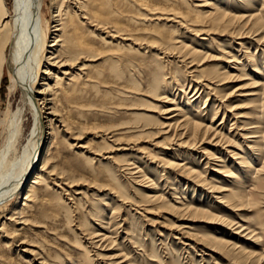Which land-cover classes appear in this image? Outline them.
<instances>
[{
    "label": "bare ground",
    "instance_id": "obj_1",
    "mask_svg": "<svg viewBox=\"0 0 264 264\" xmlns=\"http://www.w3.org/2000/svg\"><path fill=\"white\" fill-rule=\"evenodd\" d=\"M195 1L14 0L10 9L6 0H0V88L8 70L11 76L9 93L12 95L17 90L22 93V102L17 109H13L9 103L0 118V206L4 203L7 207L11 198H20L21 192L26 191L20 205L14 207L10 216L1 224L0 264H12L17 258H25L29 264H62L60 259L68 264H130L129 256L118 247L119 232H115V237L109 233L112 231V216L109 221L98 216V221H95L98 227L94 225L93 229V225L89 227L87 219L81 216L82 209L75 205L77 202L71 204L74 197H67L71 200L65 203V199L60 196L63 193L70 196L83 195L79 189L72 188L79 184L77 182L83 181L88 172L97 177V168L93 167L96 162H100V165L103 163V168L114 166L110 171V178H114L113 172H119L122 177L128 176L131 182L133 180L139 184L145 181L143 168L139 164H142V159L160 162L166 169L180 170L186 179L202 190L213 193L212 196L224 208L237 213L253 204L251 194L247 193L248 187L251 186L252 193L258 197H264V65H255L252 70L258 76V80L251 84L253 91L246 94L253 97L252 113L233 114L234 120L229 131L235 133L226 135V114L215 125L220 105L211 116H207L205 111L202 113L201 117L207 116L208 123L196 121L184 113L185 106L195 101L199 105L200 95L193 102H190L191 98L186 102L182 99L187 96L192 81L197 83L192 98L200 91L198 85L207 88L201 82V77L197 76L201 71H206L207 67H202V64L194 66L195 59L184 52L187 45H183L179 36L181 30L199 38L204 33L231 28V33L236 34L237 39L244 35H257L263 41L264 16L245 9L251 5L255 7L260 1V11L264 9V0H237L235 11L231 7L216 8L212 3L199 4ZM206 5L211 7L209 11L198 9ZM49 37L53 38L51 44ZM239 46L242 48L243 44ZM198 52L196 49L192 51ZM246 54L247 52H242L239 55L245 57ZM184 58L192 59L183 63L187 67L185 71L190 81L179 84L173 74L172 63L185 62ZM227 64L221 72V76L223 73L226 75L225 79L234 76L227 72V68L234 69V72H241L244 68L243 63L238 62L235 56H231ZM134 71L145 73V77L138 79ZM139 82L143 86H136ZM169 83L173 84L171 90L174 91L171 99L165 97ZM187 83L189 88L185 92ZM210 91L214 92L215 89ZM89 98L94 101H88ZM144 98H159L169 103L159 110L160 120H153L142 113L150 107ZM177 100L179 101L176 102ZM84 107L87 111L82 112V116L93 114L97 118L101 117L100 114H120L128 115L132 120L140 118L147 122L144 125L132 121L116 124L118 120L113 117L116 125L91 127V132L100 129L96 131L100 135L97 149L90 150L93 145L88 147L87 142H81L88 128L85 126L79 131L74 117L75 110ZM204 107L198 109L203 110ZM27 110L33 116V128L24 146L22 139L26 123L23 114ZM108 116L106 117L109 118ZM156 127L158 130L152 133L150 130ZM161 133L168 135L166 137L169 141L179 137L180 144L191 148L206 140L233 147L232 139L240 137L236 140L240 145L235 148L238 151L233 153L234 151L227 149L226 152L231 155L234 169L225 165L221 157L212 154L209 158L210 152H202L209 158L205 168L209 167L210 172L218 173L227 184L224 186L219 181L221 179L206 177L207 172L204 175L184 164L166 161V157H159L154 153L151 144L138 146L131 153L123 154L124 156L118 154L123 153L119 151H123L124 147L121 146L126 142L140 143L144 138H152ZM105 154H109V157H104ZM211 160L222 163L210 165ZM257 162L261 164L258 168L255 167ZM243 177L251 184H247ZM96 180L94 182H101ZM147 182V190L138 195L137 200L127 197L112 181L106 186L113 190L110 193L127 211L139 213L142 210L151 214L156 209L178 213V220L181 222L178 230L182 235L187 234L184 229L190 227L189 221L201 217L228 229L237 226L238 231L246 232L245 237L254 239L252 243L259 241L260 232L248 226L247 222L239 224L234 220L224 219L210 211L191 206L187 200L174 199L176 201L171 203L165 197V193L169 191H153L151 189L154 182ZM65 185L68 186L66 190L62 188ZM171 196L179 199L177 195ZM72 207L75 208L73 212L80 215L75 220H67L68 225L75 226L74 243L67 241L64 235L55 238L67 242L65 246L78 249V257L72 254L64 257L53 251L52 244L29 236L51 227L61 218V211L68 213ZM128 220L124 218L122 221H132ZM116 226L120 230L123 223L118 222ZM205 242L219 250L218 253L223 252L229 256L231 264H264L263 254L232 244L223 238L208 236ZM107 247L109 252L98 253V250L103 251ZM15 252L17 258L13 257Z\"/></svg>",
    "mask_w": 264,
    "mask_h": 264
},
{
    "label": "rangeland",
    "instance_id": "obj_2",
    "mask_svg": "<svg viewBox=\"0 0 264 264\" xmlns=\"http://www.w3.org/2000/svg\"><path fill=\"white\" fill-rule=\"evenodd\" d=\"M6 1L8 7L12 9L14 5V0H6ZM189 1H195V0H188V2ZM206 2L212 3V6L216 8L231 7L232 10L234 11L237 10V8L234 7L236 6L237 0L195 1V3H199V4H204ZM261 3L262 2L259 1L254 5L255 7L251 5L249 8L245 10L252 12H259L261 16H264V9L259 11L261 7L260 6ZM198 9H201L203 11H209L211 7L206 5V6L198 7ZM51 14H53L52 11ZM190 34L191 33L184 32L183 30H181L179 33L180 40L182 41L183 45H187V48L184 49V52L189 53L190 57L192 59H195L193 61V63L195 62L194 66L196 67L197 65L202 64V67H207L206 71H201L200 73L197 74V76L201 77L200 79L201 82L204 85H206L208 89L201 88V86L198 85L200 91L195 97L192 98L191 96L194 93L197 83L195 81H192L191 88H189V83H187L186 88L184 90L185 92L188 90V88L189 90L187 91V96H183L182 101L184 100L186 102L188 99L191 98L190 102H193V100L199 95L201 96L200 98L201 101L199 105H197L196 103L197 101H195L193 104L191 103L189 106L188 105L185 106L184 113L196 121L208 123L206 117L211 116L214 112H216L218 105H220L221 109L219 111L217 120L215 121L216 122L215 125H218L222 120L224 114H226V119H225L226 127L224 129V134L229 136L230 134L233 135L235 132L232 133L229 131V128L231 127L230 124L234 120L232 115L233 114L238 115V113L248 114V113H252L253 111V104L251 103L253 97H248L246 94L250 91H253L251 84L258 80V76H256L252 72L254 66L258 65L259 67H262L264 65V40L260 41L258 39L260 36L257 35H251V36L244 35L242 36L243 38L241 37V39H237V35L231 33V28L228 30L226 29L225 31L219 29L212 31L211 33H206V34L204 33L200 35L199 38H194ZM52 39H53L52 37L51 38L49 37V44L52 43ZM239 44H243L242 47L243 50H241L242 48H240ZM193 49H196L199 52L192 53ZM242 52H247L245 57H243L244 54L243 56L239 55ZM231 56H235L238 62L243 63L244 68L242 69L241 72H234V69L227 68L226 69L227 72H230V74L234 76L231 79H225L226 75L223 73V75L221 76V72L224 71L223 67L228 66L227 63L230 62ZM191 58L189 59L184 58L185 62L175 61L174 63H172V69L174 72L173 74L178 79L177 82L179 84H183L184 81L189 80V76L185 71L187 70V67H185L183 63L190 62L192 60ZM155 62L157 63V61ZM232 67L234 68V66ZM127 73L130 72L127 71ZM134 73L137 75L138 79L139 77L140 78L145 77V73H142L140 71L139 72L134 71ZM219 74L220 76L218 77ZM208 81H212V82L215 81V83L212 84ZM10 82H11L10 73L8 70H6L0 88V118L3 117L4 112L5 110H7L9 103L12 105L13 109H17L18 105H20L22 102V93L20 90H17V93H14L12 95L9 93ZM136 86H143V85L139 82L137 83ZM172 86L173 84L170 83L167 86L165 97H168V99H171L172 93H174V91L171 90ZM213 88L215 89V91L214 92L210 91ZM209 91H210V96L209 99L207 100ZM144 99L148 101L150 107H148L147 110H143L142 113L148 115V117L150 116V118L153 120H160L158 118L159 110L164 108L166 105H169V103L168 102L165 103L163 99H159V98H153V99L144 98ZM92 100L90 99L88 101L91 102ZM178 101L179 100H177L176 102ZM198 107L200 108L204 107L205 109L200 110L198 109ZM86 111L87 109L85 107L78 108L74 112V117L75 120H77L76 125L79 131L82 127L86 126V128H88V130L86 129L87 131H85L84 134L85 136L83 135L84 138L83 137L81 138V142L82 143L87 142L86 144L88 145V147L90 145H93L90 147V150L97 149L99 142L98 137L100 135L99 132H96L99 131L100 129L96 131L93 130L91 132V127H95L99 125L111 126V124L116 125V124H120L121 122H129V121L144 125L147 122L145 119H140V118L136 120H132V118L129 117L128 115L120 116V114L114 116H108L105 114L109 118H107L103 114H100L101 117L98 116L97 118L96 115L93 114L82 116L81 113L82 112L86 113ZM204 111L207 112V116H205V118H202L203 117L202 113ZM23 115L25 117V118L23 117V119L26 125L24 127V136L22 139L23 140L22 143H24L25 146L27 142L26 140L30 136L31 130L33 128V116L29 110L24 112ZM198 116L200 117L202 116V117L200 118ZM113 117L114 120L116 121L118 120L117 123L113 120ZM262 120L264 121V119ZM89 130L91 133L89 132ZM157 130L158 129L156 127V129L150 131L152 133H155ZM0 134H1L0 135V141H1V136H2L1 128H0ZM136 134L137 133H134V135ZM163 134L164 133L154 135L152 136V138H144L145 142L144 140L140 141V143H132V144H130L131 142H126L121 146L122 148L124 147L122 149L123 151H119L123 153H118V154L124 156L123 154L131 153V151L136 150L138 146H143V145L150 146L151 144V148L153 149L154 153L158 154L159 157H166L165 158L166 161L184 164L188 167H192L198 170L200 173L204 175L208 173L206 177L213 178L216 180L221 179L219 181L222 185L225 186L227 184L226 180L224 179L222 180L221 176L218 173L210 172L209 167L205 168L207 165L206 163L208 162L209 158L212 157V154H215L217 157H221L220 159L225 162V165L230 166L231 168L234 169V164L231 160V155H228L226 152H228L227 149L229 151H234L233 153L238 151L235 148L240 147V145H238L236 140L240 137H234L235 139H232L233 147L227 146V144L217 145L216 141H213L212 143V141L209 142V140H206L204 141L205 143L202 144L198 143V145L195 148H191V146L189 145L183 146L182 144H180L181 139L179 137L175 138V140L173 141H169L168 138L166 137L168 135L166 134L163 135ZM125 146L127 147V149H125ZM203 150H205V152L206 151L210 152L209 158L202 153ZM104 157H109V154H105ZM97 158L99 159L100 157L98 156ZM104 161L106 162V160ZM141 162L142 164L141 163L139 164L141 165V168H143L142 173L145 175L144 183L139 184L133 180L131 182L127 178L128 176L122 177L121 175H119V172H113L114 178L111 177L112 180H108L111 179L109 175H110V171L112 170V168H114V166L108 165L107 167L103 168L102 167L103 163L100 165V162L99 163L96 162L97 164L93 163V167L97 168L96 170V172H98L97 177H94V175L91 172H90L91 174L88 172V174H85V179L83 181L77 182L79 184L75 186L76 188L75 187L72 188V189H79L78 191H82L83 195H79V194H76L75 196L65 195L66 193H63L65 191L62 192L63 194H60V196H62V198L65 199L66 201L65 203H69L72 197H74V200L71 201V204H73L72 202L74 201L77 202V204L75 205H78L82 209L81 216L87 219L89 227H92L93 225L92 227L93 229H95L94 225L98 227L97 225L98 223L96 224L95 222L98 221L97 220L99 219L97 218L98 216H100L102 219H105V221H109L110 217L112 216L113 223L115 224L112 223V226L110 227V230L112 231L111 232L109 231V233L112 237H115L116 236L115 232H119L117 237V243L119 245L118 244L117 245L119 249H123V251L129 256L130 259H128V261L130 264H231L229 261L231 260V258L229 256L225 255L223 252L218 253L219 250L217 251V249H215L214 247H211L208 244H206L205 240L207 239L208 236L223 238L232 244L246 247L249 250H253L256 251L257 253L264 255V197L261 196L262 197L261 198L258 197L257 194L252 193L251 186L247 188V193L251 194L250 199L253 204H250V206H248L247 209L239 211L237 213L227 209L226 207L224 208V206L219 202H217V200L212 196L213 193H209L210 191L208 190L205 191L202 190V188L198 187L195 183L186 179V177L181 173L180 170L166 169L160 162L154 163L145 158L142 159ZM221 163L222 162H216L211 160L210 165H215V164L220 165ZM256 165L255 167L258 168L260 167L261 164L260 162H257ZM262 175L264 176V173ZM96 178L97 179L99 178V180H96ZM95 180L101 182L96 183L94 182ZM110 181H112L113 184L119 187V189H121L127 197H130L133 200L134 199L137 200L139 197L138 195H141L142 193H144L145 190H147V183H148L147 181H151L150 182L151 184L154 182L156 185L153 183L152 185L153 189L151 190L156 191L157 189V192L159 193H165L169 191V193L167 194L165 193V197L171 203L176 201L174 199H177L179 201L187 200L189 201L188 203L191 206H194L201 210L210 211V213L216 216L223 217L224 219H231L234 220L235 222H239V224H243L247 222L248 226H251L252 228H256L255 230H257V232H260L259 241L256 243H252L254 239H250V237H245L246 232H241L240 230L238 231L237 226H235L232 229H228L227 227H223L220 224H216L213 221H209L208 219H203L201 217L195 219V221H189L190 227L184 229V231L187 232V234L182 235L180 233V230H178V225H180L181 223L178 220L179 217L178 213H173L170 211L167 212L156 211V209L151 214L145 213L142 210L139 213H136L135 211L132 212L127 211L124 209V206L123 207L120 206L121 202L117 201L116 197H114V195L110 193L113 190H111V188L108 189V186H106L110 184ZM246 181L248 182L247 184L249 185L251 184V182L248 179H245V182ZM67 187L68 186L65 185L62 188L66 190L68 189ZM59 191L61 190L59 189ZM24 192L26 191L24 190L21 192L20 198H18L17 196L11 198L12 199L10 202L11 205L9 204L7 207H5L6 205L3 203L0 206V228L3 221H5L6 218L10 216V213L12 212L13 208L16 207L17 205H20V203L22 202V198L24 196ZM171 195L174 196L177 195L179 199L172 198ZM67 197H71V199L68 200ZM73 210L75 211V208L72 207L69 209L68 213L61 211L60 214L61 213L63 214L61 218H59V220L56 221L55 224H53L48 229L40 230L37 231L36 233L34 232V234L36 235L30 234L29 236H32L31 238L34 237L40 241L44 240L48 244H52L53 251L57 253H61V255H63L64 257L68 256L69 254L78 257L79 256L78 249L65 246L64 244H66L67 242L55 238L56 236L60 237L64 235L66 236L65 239L67 241H70L71 244L74 243L75 234H76L75 226H73V224L68 225L67 220L69 218L75 220L78 217H80V215H78L79 213L77 212H73ZM127 215L131 217V218L129 217V220L132 221L128 220ZM124 218L127 219L130 223L122 221L124 220ZM118 222L123 223V228L120 230H118L116 226ZM73 223L75 224V221ZM124 228H128V229L126 231H122L124 230ZM105 250L103 251L98 250V253L109 252L108 247ZM16 255H17L16 252L13 253V257H16ZM23 256H25V254ZM59 261L62 264H68L64 259H60ZM56 262H58V260ZM12 264H29V263L26 262L25 258L24 259L17 258L13 260ZM248 264H251V262H249Z\"/></svg>",
    "mask_w": 264,
    "mask_h": 264
}]
</instances>
